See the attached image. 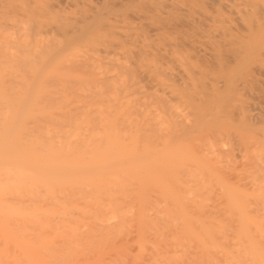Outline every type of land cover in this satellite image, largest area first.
Instances as JSON below:
<instances>
[{"label": "bare ground", "instance_id": "6f19581e", "mask_svg": "<svg viewBox=\"0 0 264 264\" xmlns=\"http://www.w3.org/2000/svg\"><path fill=\"white\" fill-rule=\"evenodd\" d=\"M0 264H264V0H0Z\"/></svg>", "mask_w": 264, "mask_h": 264}]
</instances>
